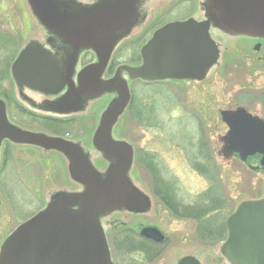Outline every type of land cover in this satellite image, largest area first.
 <instances>
[{"label": "flooded vegetation", "instance_id": "flooded-vegetation-1", "mask_svg": "<svg viewBox=\"0 0 264 264\" xmlns=\"http://www.w3.org/2000/svg\"><path fill=\"white\" fill-rule=\"evenodd\" d=\"M7 1L10 3L11 0ZM150 1L53 0V8L45 7L39 15L33 9L32 0H22L23 6L17 4L19 9L25 10L20 20L25 28L23 37L18 27L19 22L16 21L15 9L11 8L14 5L12 2L11 5L7 4L9 14H0V58L12 55L19 57L24 52H30L32 56L46 55L58 68L62 81L52 88L36 90L15 78L12 72L14 58L8 65L7 73L11 83L6 88L5 83L0 82V152L3 155L0 168L8 160L15 166L14 170L20 164H30L32 150H39L41 160H34L35 162L48 165L50 152L65 154L57 148L1 135L5 130L15 128L73 144L101 176L107 177V170L114 162L95 146V133L103 113L119 97L117 86H124L128 98L115 118L110 138L126 143L131 149L132 158H136L137 167L147 170L149 174L155 173L156 176H150L146 181L147 178L139 172L141 185H136L127 172L130 182L139 192L143 207L140 212L127 207L99 212L110 264H181L186 256L194 259H187L183 264H193V260L198 264H231L222 256L220 246L215 253L211 251L212 245L208 246L207 242L192 244L175 240L174 234H167L157 219L161 213H168L173 219L191 218L195 232L201 230L198 226L204 227L188 214L192 213L190 209H180L179 205L182 203H178V209H175L172 194L175 186L161 176L160 171L164 167V161H160L161 154L172 143L169 139L158 137L161 131L159 106L161 98L167 99L166 102L171 105L177 104L179 117L185 119L193 134L195 132L193 144V141L187 143L188 139L184 142L193 147L192 152L195 154L192 157L191 153L185 152V163L195 170H203L208 166V154L222 162L224 142L221 137L228 131L223 111L242 108L264 121V35L225 31L216 23L215 13L210 11L207 2L200 0L201 16L196 12L195 17H191L197 21H208V32L217 49V60L205 69L202 77L148 81L131 78L125 58L136 57L137 63L132 67L139 65L141 47L156 29L170 22L149 23L147 10L141 7ZM159 2L158 7L162 10L171 0L161 3L163 6ZM2 7L3 0L0 1V9ZM54 18L58 20L57 24H49ZM183 19L185 18L177 20ZM213 31H220L223 35L218 37ZM21 37L22 43L19 44ZM3 62L2 60L1 63ZM235 71L245 74L244 78L240 77L242 82H249V86L243 87L248 98L243 105L231 104V100H227L226 103L231 105L225 107L223 96L215 99L214 92H219L218 88L223 90L224 82L229 80L230 75V78H234ZM213 78L219 79L218 85H213ZM105 81H113L116 86L107 88L102 83ZM192 88L201 95L199 98L195 92L192 93ZM238 92L234 98L236 102ZM98 102L104 105H98ZM209 102H214V105ZM121 116L125 136L114 137L113 128ZM131 123L135 125L131 126ZM150 130L155 137L148 136ZM134 135L136 141L131 137ZM103 141L107 144V138ZM21 146L28 147L30 157L27 158L25 153L19 156L17 149ZM3 201L0 203V252L4 241L16 229L12 200L7 198ZM152 203L165 210H148L153 206ZM135 213L143 214L144 219H130ZM191 219H184L187 227L190 224L187 220ZM151 228L157 229L161 238ZM206 229L207 227L203 231Z\"/></svg>", "mask_w": 264, "mask_h": 264}, {"label": "water", "instance_id": "water-1", "mask_svg": "<svg viewBox=\"0 0 264 264\" xmlns=\"http://www.w3.org/2000/svg\"><path fill=\"white\" fill-rule=\"evenodd\" d=\"M208 1L218 24L235 32L264 35V0ZM53 3V0H32L39 15L45 7L52 9ZM57 22L54 18L49 24ZM140 53L142 63L128 68V74L146 81L200 79L217 58L216 46L208 34V22L193 19L161 26ZM12 72L17 80L36 90L52 88L62 81L49 57L32 56L30 52L22 53L13 62ZM102 83L107 88L116 86L113 81ZM117 88L119 97L105 110L95 133V146L114 160L106 178H99L79 148L69 142L13 129L1 134L62 149L70 156L73 171L85 183L86 190L79 195L59 194L56 202L17 227L2 246L0 264H110L97 213L141 204L126 178L131 149L122 141L112 140L109 134L128 98L126 87ZM223 120L229 131L221 137L224 142L221 154L227 159L235 154L249 169L264 171V121L242 108L223 111ZM226 228L227 238L221 252L232 264H264V196L242 201L227 218ZM150 230L160 235L157 230ZM187 259L191 257H185L181 264Z\"/></svg>", "mask_w": 264, "mask_h": 264}, {"label": "rangeland", "instance_id": "rangeland-1", "mask_svg": "<svg viewBox=\"0 0 264 264\" xmlns=\"http://www.w3.org/2000/svg\"><path fill=\"white\" fill-rule=\"evenodd\" d=\"M165 1L168 0H160V2L158 0H151L147 5L141 7L147 10L150 24H158V22H168L191 16L195 17L194 14L196 12L199 14V6H201L200 0H171L169 3L166 2L168 5L160 10L158 2L164 4ZM11 2L12 5L15 6H11V8L15 9L16 21L19 22L18 27H20L23 37L25 28L20 20L24 16L23 11L25 10L22 7V9L18 7V4L23 6L22 0H11L10 3L7 0H3V7L0 9V14H9L10 10L7 4L11 5ZM163 4L161 5L163 6ZM199 15L201 16V14ZM213 33L215 32L213 31ZM215 34H218V37L223 35L220 31ZM22 37L18 42L19 44L22 43ZM20 46L21 45H19V47ZM13 58L16 59L17 55H12L9 58H0V82L3 81L6 88H8L9 83H11L10 78L8 79L7 67ZM2 60L4 61L3 63H1ZM124 62L128 64L129 67H132V65L137 63V59L136 57L125 58ZM230 76L229 80L224 82L225 88L223 90L218 88L219 92H214L215 99L223 96L225 107L231 104L236 105L237 103L238 105L246 104L248 94H246V90H244L243 87L249 86V82L248 80L242 82L240 78L241 76L244 78L245 74L240 71H235L234 78H230ZM232 79L234 81H232ZM218 80L219 79L213 78V85H218ZM227 88L230 89L228 90ZM194 92L195 89L192 88V93ZM236 92L239 94L238 102L234 100ZM195 94L198 98L201 96L199 93L197 94V92H195ZM209 94H211V92ZM166 100L167 99L162 100L161 98V104L159 106V123L161 125V131H159L158 137L159 139L171 140L172 148L168 145L167 149L162 151L161 158L163 160L161 159L160 161H164V167H162L160 171L162 172L161 176L168 179L169 182L175 186L172 192L175 209H178V203H182L179 205L180 209H183V207L185 210L191 208L190 210L192 213L188 212V214H190L192 218L198 220V223H201L204 227L198 226L201 230L198 229L197 232H195L191 218L179 219L176 217L173 219L168 213H161L159 215L160 217L158 216L157 219L160 221L162 229L166 231L167 234H174L173 238L175 240L180 239L181 241L191 242L192 244L198 242H204L203 244H205L207 242L208 246L212 245L211 251L216 253L218 247L221 246L226 237L224 223L227 217L236 209L240 202L248 199H258L264 196V172L262 170H249L242 162L235 158L219 162L210 154H208V166L205 167V169L200 170V168H198L195 170L193 166H189L184 161L186 156L185 152H189L188 154L191 153L192 157L195 154L192 152L193 147L184 142L187 139V143L193 141L195 132L193 134V131L191 132L187 126V122L185 123V119L179 117V106L175 103L171 105L167 103ZM227 100H231V104H227ZM98 103V105H104L101 102ZM209 104L213 106L214 102H209ZM133 125H135V123H131V126ZM123 127V117L121 116L113 128L114 137L125 136ZM133 130L135 131L134 134H136L135 127ZM80 134L79 132V135ZM151 135H154L152 130H150L148 136L150 137ZM155 136L156 135H154V137ZM131 137L133 141H136L135 135ZM148 140L150 141V138H148ZM193 143L194 141L191 144ZM134 148H136V145ZM17 151L20 153L19 156L25 153L27 158L30 157L27 146H21ZM31 153L33 158L30 164H20L16 170H14L15 166L8 160L3 167L0 168V203L4 202L3 200L7 198L12 200L11 208L15 209L16 227L39 211L46 209L47 206L51 204L50 202H52L56 193H60L64 196H72L83 194L85 191L83 183L80 181L79 176L73 171L71 161L65 154L63 155L54 151L50 152L48 156L50 158V164L48 165L47 163L35 162L36 160H41L39 157V150H32ZM2 156V152H0V161ZM212 164L213 166H211ZM137 166L135 158L132 161L131 168L128 170V174L130 173L136 185H141L139 172L147 178L145 179L146 181L150 176H156L155 173H153V175L149 174L147 170ZM133 190L137 191L136 186L133 187ZM184 203L185 205H183ZM127 208L136 210V212H140L143 209L141 206ZM154 209L163 210L164 208L156 207L154 204L151 208H148L150 211ZM98 214L99 213H97V221L103 230V225ZM130 217L133 221L139 218L144 219L143 214L135 213ZM184 219H191L187 220V222L190 221L188 227ZM206 227V231H203Z\"/></svg>", "mask_w": 264, "mask_h": 264}, {"label": "trees", "instance_id": "trees-1", "mask_svg": "<svg viewBox=\"0 0 264 264\" xmlns=\"http://www.w3.org/2000/svg\"><path fill=\"white\" fill-rule=\"evenodd\" d=\"M189 209H191V208H189Z\"/></svg>", "mask_w": 264, "mask_h": 264}]
</instances>
